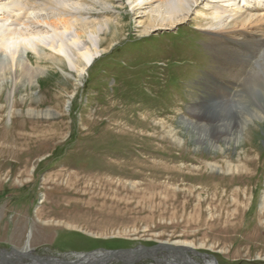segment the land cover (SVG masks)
I'll list each match as a JSON object with an SVG mask.
<instances>
[{
  "label": "rangeland",
  "instance_id": "374dc122",
  "mask_svg": "<svg viewBox=\"0 0 264 264\" xmlns=\"http://www.w3.org/2000/svg\"><path fill=\"white\" fill-rule=\"evenodd\" d=\"M84 1L90 19H110L86 71L79 76L29 53L18 60L40 65L35 82L0 85V249H24L30 237L39 256L74 258L188 243L219 264H264V155L247 172L227 167L252 145L264 153V110L256 108L262 117L242 142L209 147L200 139L208 118L195 109L210 102L221 110L223 94L253 100L226 67L241 69L258 50L214 48L193 18L144 34L147 18L128 0ZM199 82L227 93L214 84L205 92ZM233 103L226 109L232 124L240 121Z\"/></svg>",
  "mask_w": 264,
  "mask_h": 264
},
{
  "label": "bare ground",
  "instance_id": "6f19581e",
  "mask_svg": "<svg viewBox=\"0 0 264 264\" xmlns=\"http://www.w3.org/2000/svg\"><path fill=\"white\" fill-rule=\"evenodd\" d=\"M91 1L96 3V0ZM128 1L132 10L137 14L143 12L147 18L146 22H141L144 34L151 30L167 29L193 18L199 20L200 30L209 33V45L214 48L228 47L241 50L245 47L258 50L253 61L251 58L244 59L243 70L226 67V70H232L230 77L233 84L242 88L250 86L253 100L239 94L236 99H230V96L223 94L221 97L224 102L219 103L223 106L221 110L217 108L218 105L213 109L210 102H199L195 105L201 118H208L205 122L207 123L205 126L209 128L208 135L201 136L200 139L209 147L215 146V143L221 140L225 143L242 142L240 136L249 123L262 117L256 108L264 110V14L256 16L249 11H263L264 0ZM107 2L111 4L112 1ZM109 4L102 8L108 9ZM86 6L88 5L84 0H0V53L4 52L8 57L7 67L0 73V85L12 83L16 87L35 82L40 65L35 66L33 62L22 64V61L18 60V57L27 56L29 53L34 54L39 61L70 66L79 76L83 74L102 51V32L110 29V19H90L83 9L87 8ZM211 84H214L219 92L227 93V90H223L216 83L208 82L207 87H203L204 84L199 82L205 92L211 89ZM242 88L240 92L244 90ZM233 100H236L237 104L236 109H233L234 114L240 118V121L234 124L227 121L226 112L229 107L234 108ZM213 126L218 131L217 136L212 135L213 130L210 128L214 129ZM245 152V156L238 160L235 167L232 161L227 164L228 170L246 169L247 172L255 164V160L258 159L259 162V158L264 155L253 145ZM253 152H257L255 159L251 158ZM29 243L30 237L22 251L31 250ZM194 253L204 258L203 264H219L214 256L199 254L188 243L178 245L169 242H161L151 249H144L140 245L130 253H120L108 263L122 260L124 263L138 264L144 257H149L156 264H202L192 257L195 256ZM11 254L7 258L9 264H23L24 260H30L33 264H100L106 262L105 259L109 257V251L106 250L91 253L74 252L72 253L74 258L68 257L69 254H62L51 260L46 257L43 261L21 259L17 253Z\"/></svg>",
  "mask_w": 264,
  "mask_h": 264
},
{
  "label": "water",
  "instance_id": "95a60500",
  "mask_svg": "<svg viewBox=\"0 0 264 264\" xmlns=\"http://www.w3.org/2000/svg\"><path fill=\"white\" fill-rule=\"evenodd\" d=\"M157 246V245H156ZM155 247V246H154ZM144 249H151L153 247H146V246H143ZM134 248H128V249H115V250H106V251H109V257H107L105 259L106 262H102L100 264H106L110 261H112L114 259L115 256H118L120 255V253H126V252H131L133 251ZM196 251V249H194ZM17 253L19 255V257H21V259H37L38 261H43L44 258L46 257H49V260L53 259L54 256H39L37 254L34 253V249H31V250H28V252H25V251H22V249H17V248H12L10 251H6V250H3V249H0V264L1 263H5L7 264L9 261H8V257L10 255H12L11 253ZM21 252V253H20ZM92 252H95V251H92ZM199 254H202L201 252L197 251ZM88 253H91V252H88ZM204 255H209L207 253H203ZM12 260V259H11ZM9 264V263H8ZM124 264H131V263H128V262H125Z\"/></svg>",
  "mask_w": 264,
  "mask_h": 264
}]
</instances>
